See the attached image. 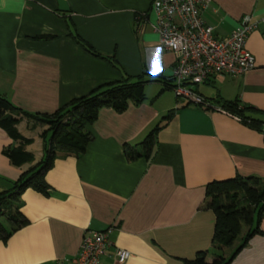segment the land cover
<instances>
[{"label": "crops", "instance_id": "1", "mask_svg": "<svg viewBox=\"0 0 264 264\" xmlns=\"http://www.w3.org/2000/svg\"><path fill=\"white\" fill-rule=\"evenodd\" d=\"M65 1L68 13L59 11L57 0H0V95L25 113L53 114L123 75L173 84L175 59L161 47L152 0ZM245 15L255 25L245 43L255 68L237 77L214 76L196 92L209 100H238L264 121V0H211L202 19L214 37L224 38ZM67 17L81 38L115 57L122 72L71 39ZM162 89V83L147 84L146 101L123 113L101 110L88 127L93 141L85 153L59 157L48 172L52 196L23 194L30 224L0 242V264L70 260L85 233L108 229L113 245L130 253L124 264H182L180 259L210 248L214 214L202 209L205 186L236 176L264 179V138L214 103L186 106L168 100L171 90L160 94ZM170 110L175 115L159 132L153 157L129 162L124 147L140 144ZM46 129L26 118L18 126L33 141L26 150L37 162ZM9 146L15 143L0 127V193L30 167L11 165L3 155ZM260 229L263 234L252 237L230 264H264V214ZM113 251L101 264H119ZM212 260L210 253L207 262Z\"/></svg>", "mask_w": 264, "mask_h": 264}, {"label": "trees", "instance_id": "2", "mask_svg": "<svg viewBox=\"0 0 264 264\" xmlns=\"http://www.w3.org/2000/svg\"><path fill=\"white\" fill-rule=\"evenodd\" d=\"M64 16L66 17L65 14ZM67 25L70 30L69 37L81 48L92 56L108 61L113 68L122 72L121 65L115 57L103 55L80 37L69 17H67ZM156 82L164 85L160 94L173 89V84L170 85V82L161 78L147 77L146 74L139 77L123 75L121 81L101 85L88 95L72 100L53 114L25 113L0 95V127L15 143V146L5 148L3 155L14 167L30 165L17 181L9 182L8 189L0 193V242L7 243L16 232L30 224L22 212L23 194L27 190H33L44 197H51L53 188L47 182V174L53 169L56 160L59 157L79 158L85 153L88 145L93 141L88 127L98 120L101 110L109 108L117 113H123L130 104L135 106L143 104L146 101L145 86ZM204 100L212 105L214 103V106L238 118L245 126L258 131L264 127V121L254 118L252 115H255V112L251 108L241 106L238 100L223 101L219 98L214 100L204 98ZM189 104L191 103H187L186 106ZM175 111L170 110L140 144L124 147L129 162L141 158L150 160L153 157L159 132L170 123ZM24 118L35 126L47 128L41 135L42 157L38 162L35 156L26 150L33 141L25 138L18 130ZM202 209L210 210L214 214L210 248L197 252L193 259H180V261L182 264H230L252 237L263 234L260 222L264 214V179L236 176L209 182L205 186ZM243 228L246 232L233 253L228 258L218 254L234 244ZM210 253L213 260L208 263L207 257Z\"/></svg>", "mask_w": 264, "mask_h": 264}, {"label": "built area", "instance_id": "3", "mask_svg": "<svg viewBox=\"0 0 264 264\" xmlns=\"http://www.w3.org/2000/svg\"><path fill=\"white\" fill-rule=\"evenodd\" d=\"M210 4L211 0H152L151 8L161 47L170 51L175 59L172 70L175 98L204 108L210 105L196 93V85L214 76H241L255 68L254 58L245 47L255 27L250 16H243L227 37L216 38L202 19V13ZM215 109L225 112L219 107ZM261 133L264 138V127ZM111 234V229L85 233L79 254L57 264H101L111 248H114L116 262L126 263L130 253L116 248Z\"/></svg>", "mask_w": 264, "mask_h": 264}, {"label": "rangeland", "instance_id": "4", "mask_svg": "<svg viewBox=\"0 0 264 264\" xmlns=\"http://www.w3.org/2000/svg\"><path fill=\"white\" fill-rule=\"evenodd\" d=\"M201 86H202V84H201ZM194 88H195V91H196V87H194ZM170 96H172V98H175V95H174V93L172 91L168 92L166 98L169 100ZM182 102H184V101H182ZM245 232H246V229L243 228L240 237L234 242V244L231 247L224 249L223 256L225 258H228L233 253V251L236 249V247L239 246V244L241 242V238L244 236Z\"/></svg>", "mask_w": 264, "mask_h": 264}, {"label": "water", "instance_id": "5", "mask_svg": "<svg viewBox=\"0 0 264 264\" xmlns=\"http://www.w3.org/2000/svg\"><path fill=\"white\" fill-rule=\"evenodd\" d=\"M59 5V11L61 13H68L70 11L69 6L65 0H57Z\"/></svg>", "mask_w": 264, "mask_h": 264}]
</instances>
